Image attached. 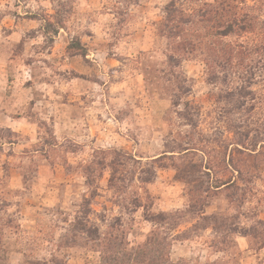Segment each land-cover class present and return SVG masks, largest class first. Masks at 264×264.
<instances>
[{
    "label": "rangeland",
    "instance_id": "374dc122",
    "mask_svg": "<svg viewBox=\"0 0 264 264\" xmlns=\"http://www.w3.org/2000/svg\"><path fill=\"white\" fill-rule=\"evenodd\" d=\"M0 264H264V0H0Z\"/></svg>",
    "mask_w": 264,
    "mask_h": 264
},
{
    "label": "trees",
    "instance_id": "16d2710c",
    "mask_svg": "<svg viewBox=\"0 0 264 264\" xmlns=\"http://www.w3.org/2000/svg\"><path fill=\"white\" fill-rule=\"evenodd\" d=\"M228 5H226L225 2H222L220 5L216 6L218 7L217 10L215 11V17H219V19L221 20L226 19L227 21V28L225 29L227 30H234V29H239V31L244 32L247 31V29L253 30L254 29V25L252 22L249 21L248 15H238L237 12H233L230 10V6L227 7ZM232 13V16L231 14ZM238 26V27H235Z\"/></svg>",
    "mask_w": 264,
    "mask_h": 264
}]
</instances>
